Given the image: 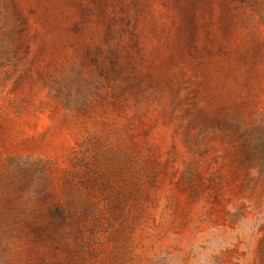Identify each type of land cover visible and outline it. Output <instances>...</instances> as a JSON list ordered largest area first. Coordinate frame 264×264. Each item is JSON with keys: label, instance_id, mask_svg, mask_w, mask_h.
I'll list each match as a JSON object with an SVG mask.
<instances>
[{"label": "rangeland", "instance_id": "374dc122", "mask_svg": "<svg viewBox=\"0 0 264 264\" xmlns=\"http://www.w3.org/2000/svg\"><path fill=\"white\" fill-rule=\"evenodd\" d=\"M0 264H264V0H0Z\"/></svg>", "mask_w": 264, "mask_h": 264}]
</instances>
